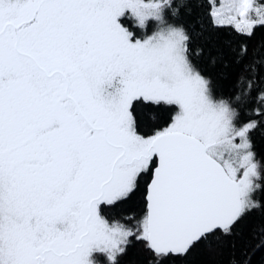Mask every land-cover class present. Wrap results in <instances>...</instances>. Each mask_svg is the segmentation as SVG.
I'll return each mask as SVG.
<instances>
[{"label": "snow or ice", "instance_id": "6c2138e0", "mask_svg": "<svg viewBox=\"0 0 264 264\" xmlns=\"http://www.w3.org/2000/svg\"><path fill=\"white\" fill-rule=\"evenodd\" d=\"M0 264H264V0H0Z\"/></svg>", "mask_w": 264, "mask_h": 264}]
</instances>
